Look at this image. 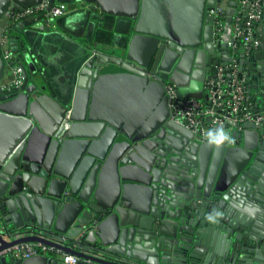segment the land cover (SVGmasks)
I'll use <instances>...</instances> for the list:
<instances>
[{"label": "water", "instance_id": "obj_1", "mask_svg": "<svg viewBox=\"0 0 264 264\" xmlns=\"http://www.w3.org/2000/svg\"><path fill=\"white\" fill-rule=\"evenodd\" d=\"M42 1L0 0V39L12 8ZM83 1L129 19L130 31L120 50H93L70 103L32 78L22 57L21 35L43 19L13 27L24 82L0 96V116L22 121L26 134L0 152V250L41 242L79 264H206L214 224L227 239L216 264H252L263 233L241 206L264 182V122L194 130L173 117L166 94L174 84L180 97L203 98L206 80L233 60L236 0L220 37L217 0ZM262 31L259 48L238 58L264 103V20ZM10 65L0 50V82ZM18 264L67 263L37 255Z\"/></svg>", "mask_w": 264, "mask_h": 264}, {"label": "crops", "instance_id": "obj_2", "mask_svg": "<svg viewBox=\"0 0 264 264\" xmlns=\"http://www.w3.org/2000/svg\"><path fill=\"white\" fill-rule=\"evenodd\" d=\"M55 5L64 6L65 12L50 21L45 19H43L45 21H37L34 24L36 27L26 29L20 37V48L30 76L46 84L59 99L70 103L76 88L78 71L84 62L92 55L94 49H104L109 46L120 50L123 45H126L130 20L104 14L100 8L91 9V4L83 0H55ZM261 33H263L262 26ZM13 53L16 58L14 51ZM12 77L13 72L8 66L7 73L1 82L9 81ZM248 83V97L252 109L264 112V103L258 101L255 96L257 90L251 89L249 78ZM25 134L26 126L22 121L0 116V152L4 151L18 135ZM262 164L264 171V159ZM262 170L259 174H263ZM258 192L249 196L241 206L243 215L251 220V227L263 233L260 238L261 245L256 247L259 249L258 254L249 259L252 264H260L264 261V182L259 185ZM223 233L221 227L209 225L205 233V244L210 242L213 247L206 250L210 253H206L208 257L206 264H216V249L227 247V239L224 238ZM41 255L59 257L64 261L63 252L51 250Z\"/></svg>", "mask_w": 264, "mask_h": 264}, {"label": "built area", "instance_id": "obj_3", "mask_svg": "<svg viewBox=\"0 0 264 264\" xmlns=\"http://www.w3.org/2000/svg\"><path fill=\"white\" fill-rule=\"evenodd\" d=\"M232 1L217 0L215 9L212 10L216 17L215 29L218 37L223 34L227 11ZM65 10V7L60 5L51 7V0H43L35 6L22 9L12 8L0 39V50L8 64L15 59L10 39L12 29L17 23L32 17L50 21L62 15ZM263 18L264 0H236L231 41V49L235 57L227 64L218 65L216 76L206 80L204 97L201 99L180 97L174 84L167 85L168 103L177 121L201 131L207 126L226 127L227 130L239 131L244 130L249 123L261 125L264 122V112L254 111L251 107L248 97V78L242 71L238 58L241 49L246 54H250L259 48ZM10 68L13 77L9 81L0 82V96L16 91L24 82L23 68L17 63L11 64ZM51 250L58 251L54 246L41 242L15 243L0 250V261L6 258L3 264H18L19 260L29 259ZM63 259L67 264H78L81 260L71 253H64ZM86 263L99 264L91 260Z\"/></svg>", "mask_w": 264, "mask_h": 264}, {"label": "trees", "instance_id": "obj_4", "mask_svg": "<svg viewBox=\"0 0 264 264\" xmlns=\"http://www.w3.org/2000/svg\"><path fill=\"white\" fill-rule=\"evenodd\" d=\"M13 29H14V28H13ZM13 29H12V30H13ZM14 61H15V59H14V60L11 62V64H13V63H14ZM249 101H250V100H249ZM250 103H251V101H250Z\"/></svg>", "mask_w": 264, "mask_h": 264}, {"label": "flooded vegetation", "instance_id": "obj_5", "mask_svg": "<svg viewBox=\"0 0 264 264\" xmlns=\"http://www.w3.org/2000/svg\"><path fill=\"white\" fill-rule=\"evenodd\" d=\"M264 20V19H263ZM247 78H248V76H247ZM247 84H249V83H247Z\"/></svg>", "mask_w": 264, "mask_h": 264}]
</instances>
